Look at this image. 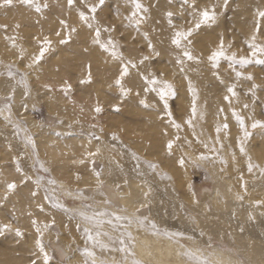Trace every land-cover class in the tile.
Instances as JSON below:
<instances>
[{
	"label": "rangeland",
	"instance_id": "rangeland-1",
	"mask_svg": "<svg viewBox=\"0 0 264 264\" xmlns=\"http://www.w3.org/2000/svg\"><path fill=\"white\" fill-rule=\"evenodd\" d=\"M156 1L139 0L143 7L136 10L133 0H104L102 5L99 0H73L71 4L64 0V13L56 17L53 8L58 0H33L32 4L13 0L11 5H3L0 0V44L5 41L12 49L10 53L0 51V80H12L23 90L17 102L13 92L0 94V251L22 258L24 264H136L121 245L123 237L130 241L126 224L131 220L144 226L142 230L167 237L179 252L177 259L185 262L255 264L230 242L234 231L226 235L202 221L212 224L219 219L211 200L205 198L214 194L213 171L222 175L229 173V164L233 167L230 174L239 185L234 194L238 201L244 200L249 190V175H264V159L260 161L252 152L264 143V127H252L255 121L264 122V64L256 62L264 60V53L258 52L253 57L249 46L253 35L255 43L264 46V32H261L264 22L258 14L249 16L255 21L252 22L254 28L249 33H241L235 24L241 0H227L226 5L225 0H166L170 6L160 11L153 22H148ZM92 6H96L95 12ZM72 7L76 9L78 22L70 17ZM123 8L126 22L116 19L117 12ZM204 9L215 12V21L196 28ZM81 13L87 21L81 19ZM168 13H172L171 17ZM49 16L57 20L54 28L40 23ZM219 19L226 34L220 36L217 43L206 45L207 48L197 44L194 39L207 34ZM81 23L91 29L90 38L98 49L118 64L114 71L108 69L112 87L108 91L109 98L100 99L92 91L96 75L85 57L89 46L79 43L76 50L69 45ZM189 28L193 29L191 36L182 40L179 47L175 45L172 42L175 33ZM25 29L30 30L29 33H25ZM97 29L99 43L95 42ZM45 37L51 44L43 57L34 62L45 46ZM142 38L156 44L165 40L167 52L149 47ZM221 39L225 57L214 66L209 57L219 48ZM120 45H130L136 54L122 52ZM185 50L190 51L194 59L184 56ZM81 53L85 58L73 60L80 64V69L76 64L74 68H61L66 58L74 59ZM233 54L237 60L247 57L251 62L234 63L227 59ZM47 66L55 71L43 82L38 81L36 74L43 73ZM125 66L127 74L121 77ZM167 68L175 70V74H169ZM131 72L138 75L136 85L127 83ZM206 72L213 81L202 79ZM197 78L206 89L215 81L223 86L217 90L215 98L209 96L203 100L206 105L213 104L208 136H204V129L198 123L200 86ZM117 79H121L120 85ZM152 80L156 83H151ZM164 82L170 83L175 93L165 97L167 108L159 95ZM32 85L34 89L38 87V91H33ZM121 87L127 90L126 94ZM229 87H234L235 95L228 92ZM183 89L185 103L180 95ZM131 99L149 111H124V103ZM213 99L216 102L213 103ZM52 102L57 103L54 108L50 107ZM98 106L99 112L96 111ZM154 115L162 123L161 133L169 136L164 149L174 155L181 169L183 186H176L167 169L145 153L151 140L143 139L139 128ZM237 115L243 118V127ZM229 116L238 124L235 146L222 141L223 136L229 135ZM120 122L132 129L126 131ZM245 131L250 135L245 137ZM44 132L53 137V143L56 139H71L68 146L73 144L72 147L79 150L78 157H69L68 170L62 175L54 169L50 153L41 150L39 135ZM169 141L172 142L170 150ZM223 143L228 145L230 158L225 157ZM61 152L63 156L69 155L67 149ZM262 152L264 154V147ZM106 161L115 167L110 181V172L104 166ZM127 165L147 174L149 180L143 178L140 183H145L158 199L153 211L151 203L147 202L130 212L102 192L107 186L117 192L126 191ZM12 183L15 188L9 189ZM148 190L143 193L145 197L151 195ZM263 200L264 196L259 197L256 205L263 206ZM23 202L26 207L21 209L19 204ZM249 216L256 222L252 211ZM244 230L245 226L240 225L239 231ZM45 253L49 257L47 261Z\"/></svg>",
	"mask_w": 264,
	"mask_h": 264
},
{
	"label": "bare ground",
	"instance_id": "bare-ground-1",
	"mask_svg": "<svg viewBox=\"0 0 264 264\" xmlns=\"http://www.w3.org/2000/svg\"><path fill=\"white\" fill-rule=\"evenodd\" d=\"M65 4L66 3L64 2V0H58V3L56 2L54 3L53 13H55L56 17L61 16L64 13L66 7ZM169 6L170 4L166 0H157L156 7L153 8L150 12V19L148 20V22H153L154 21L153 18L159 15L160 11L164 10ZM238 6L240 8L237 11L235 24L238 26V29L241 31V33L244 34L249 33L254 28L253 27L254 24L252 22H255L249 19V16L251 17L256 16L259 11H263L264 0H241ZM70 17L72 20L78 22V16L75 7H72L70 9ZM116 19L118 21L126 22V10L124 8L119 9L116 15ZM56 21H57L56 18L54 19L53 16H49L48 18L42 19L40 23L43 26L48 25L50 28H54V25L57 23ZM262 22H264V17H262ZM29 31L30 30L25 29V33H29ZM261 32L262 33L264 32V23ZM225 34H226V29L222 26V19H219V22H217L213 27L207 30V34L198 36L194 40H196V43L199 44L200 46L207 48L209 46L208 44L217 43L219 37L220 36L222 37ZM90 35H91V29L85 24L81 23L78 29L73 33L74 39L72 42H70L69 45L71 46V48H74L76 50L78 49L77 45L79 43L89 46V52L85 57L89 59L90 63L92 64V69L94 70V74L96 75L93 84L91 85L93 87L92 91H95V93L99 97H101L100 99L109 98L108 91L112 87H110L111 79H109L108 69H112L114 71L116 69V65L118 64L113 61V57H111L106 52H102L98 49V47L93 43L92 38H90ZM1 38L2 36H0V39ZM141 40L146 42L147 45L151 44V47L153 48L155 47V49H159L160 51H162V53H165L168 50V48L165 45V40H160L158 41L159 43L157 44L153 40L146 41V39L144 38H142ZM120 48L122 52L125 51L129 55L136 54L135 48H132L130 45L128 46L120 45ZM0 51L10 53L12 52V49L8 47L7 42L3 41V43L0 44ZM85 57L81 53L75 55L74 59L66 58L61 68L63 70L69 69L70 67L74 68L75 67L74 65L76 63H74L73 60L78 61ZM76 67L80 69L81 66L80 64L77 63ZM54 71H55L54 68H52L51 66H47L43 73L36 74V79L38 81L43 82L44 80H46L45 79L46 76L48 74L53 73ZM166 71H168L169 74L171 73L175 74V70L171 68H167ZM198 79L199 78H197V81ZM202 79L213 81V77H211L208 72L204 74ZM138 82L139 79L137 73L131 72L127 77V83L136 85L138 84ZM33 86L34 85H32V90L38 91L37 89L38 87L34 89ZM198 86H200V99L197 108V111L200 110L199 111L200 120L198 121V123L204 129V133H205L204 136H208L209 128H210L208 124L213 121L212 119L213 104L206 105L203 100L208 98L209 96L215 98L216 95L218 94L217 90L220 88L222 89L223 86L219 84L217 81H215L213 82L212 86L207 87L206 89L201 79L198 81ZM10 92L11 93L13 92L16 102L22 98L23 90H21V88L17 84H15L12 80H0V94H7ZM180 95L183 97L182 101L185 103L184 89L180 93ZM57 98H58L57 100L60 101L63 100L61 99V97H57ZM212 102L214 103L216 102V100L213 99ZM56 105L57 103L54 104L52 102L50 107L54 108ZM145 110L149 111V109L147 108L144 109L142 107H139L135 99H131L126 103H124V111L128 113H135L136 111H138L139 113H143L145 112ZM155 116L156 115H154V117L152 116L147 121L143 122L139 128L142 131L141 137H143V139L149 138L151 140L150 146L147 147V151L145 153L146 155H150V157L152 158L155 157V160L159 163V165L162 168L167 169L169 173L168 176L171 178L173 182H175L176 186H183L184 183L181 179L182 176L181 169L177 167L174 155L170 153H166L164 149V143L169 136L163 135L161 133L160 127L162 123L161 121H158L157 118H155ZM229 119H230L229 135L223 136L222 141L234 145L235 144L234 137L238 132V124L230 116ZM120 126L126 128V131H128V129H132L130 125L125 123H121ZM206 129L208 131H206ZM52 140L54 139L49 133L44 132L39 135L41 150L50 153L51 155L50 160L54 164V169L56 170L58 175H62L66 173L68 170L67 163L69 159H71L69 157L72 158L76 156L78 157L79 150H77L76 147L75 148L72 147L73 144H70V146H68L67 142L71 143L72 142L71 139L70 141L69 139H65V140L56 139L55 143H53ZM222 147L225 157L230 158L232 155L228 151L229 150L228 145H226V143H223ZM263 147H264V143H261L256 150L254 149L252 150L253 153L257 154L258 159L260 161L264 159V154L262 152ZM63 149H67V153L69 154L68 156H66L65 154L64 156L62 155L61 150ZM189 149L190 148H188V150ZM59 163H61L62 165H60ZM104 166H105V170L110 172L108 179L110 181L111 175L115 173L114 164H112V162L110 163V161L109 162L106 161ZM232 169L233 167L229 164L227 169V171L229 170V173H224L222 175H219V173L213 171L212 177L214 181V194L213 195L208 194L205 196V198L211 200L214 211L218 213L219 219L214 220L212 224H209L207 223L208 222L207 220H204V222L202 221V224L207 226L209 225L213 228H217L219 232L221 230L226 235H228L229 231H234L233 239L232 241L230 240V242L231 243L233 242L232 244L237 245L239 249L242 250L244 255H246V257L250 262L255 264H264V205L258 206L256 205L255 202L259 197L264 196V175L256 176V177L249 175L250 176L249 178H251V181L249 182L248 185L249 190H247L246 194L243 196L244 200L238 201L235 199L234 194L236 193V191H238L239 185H237L233 175L230 174V171ZM141 172L142 171L140 169L138 170L134 168L132 165L130 167L129 165H127L125 178L128 180V187L126 191L117 192L114 188L107 186L102 192L108 199L111 198L114 202L120 203L130 212L135 211L136 207L139 206L140 203L144 204L147 202L151 203L150 210L153 211L155 208V203H158V199L154 198L155 193L153 192L151 194V192L148 190L150 188L145 183H140V180H143V178L149 180L147 174ZM147 190L151 195L145 197V194L143 195V193L144 191L147 192ZM25 207H26L25 202L19 204V208L23 209ZM250 211L253 212V217H254L253 220H256V222L251 221L249 216ZM240 225L245 226V230L242 232L239 231ZM127 226L129 229L130 241L129 242L128 240L126 241V238L124 237L121 238V245L123 247V251L129 252L136 261L140 262V264H193L191 262H185V260H182L181 258L177 259L176 256L179 255V252L177 251L176 247L172 245V243L167 237H162L158 232H154V231L149 232L142 230L144 229L143 228L144 226H141L136 221L130 220V222L126 224V227ZM0 264H24V261L20 257L16 258L13 257V255L11 254L6 253L5 251H0ZM195 264H203V262H200L199 260L196 261ZM204 264H209V263H204Z\"/></svg>",
	"mask_w": 264,
	"mask_h": 264
},
{
	"label": "snow or ice",
	"instance_id": "snow-or-ice-1",
	"mask_svg": "<svg viewBox=\"0 0 264 264\" xmlns=\"http://www.w3.org/2000/svg\"><path fill=\"white\" fill-rule=\"evenodd\" d=\"M68 2H69V4H71L73 2V0H68ZM133 2L135 3L136 10H140L143 7L139 3V0H133ZM12 3H13V0H2V4L3 5H11ZM21 3H24V4H32L33 3V0H21ZM99 3L102 5L104 3V0H99ZM226 4H227V0H225V5ZM44 7H47V5L45 4ZM36 11L37 12L40 11V6L39 5L36 6ZM92 11L93 12L96 11V6H92ZM135 15H136V13L133 12V16H135ZM168 15H169V17H171L172 13H168ZM258 15L260 17H264V11H259L258 12ZM215 18H216V16H215V12L214 11L210 12L208 9H204L200 13V20L196 23L195 27L196 28H199L201 26V24H204V23H207V22H210V21L211 22H214L215 21ZM81 19L87 21V18L84 16L83 13H81ZM169 22L171 23V21H169ZM61 23L63 24L64 22L62 21ZM137 23H139V21H137ZM89 26L91 27V25H89ZM72 31H75V29H73ZM192 32H193V29L192 28H189L187 31H177L175 33V36H174V39H173L172 42L179 47L181 45V41L184 40V39H187L189 36H191ZM99 34H100L99 33V30L97 29V32H96L97 39L95 41L97 43H99V39H98ZM57 35H59V33H57ZM61 42L63 43L65 41L62 40ZM189 43H191V41H189ZM50 44H51V41L48 40L47 37H45L44 38V45L45 46L44 47H41L40 53H39L38 56L35 57L34 62L39 61L43 57L44 53L47 51V46L50 45ZM249 46L252 48V56L253 57H255L258 52L259 53H264V46H260V45H257L255 43V35H253V37H252V43H250ZM102 47L107 48V45H102ZM149 47H151V44L149 45ZM183 55L186 56L189 60L194 59V57L192 56L191 52L188 51V50H185L184 53H183ZM221 57H225V50H224L223 40L222 39H221L219 48L217 50H215V51L212 52V54L209 57V59L211 61H213L214 66H215L218 63V61H219V59ZM227 59L233 61L234 63H239L240 65H245V64H248V63L251 62V60L249 58H247V57H240L237 60L235 54H233L230 57H227ZM256 62L259 63V64H264V60H257ZM127 71H128L127 66H125L123 68V71L121 72V77H123L124 75H126L127 74ZM239 75H241V73H237V76H239ZM248 78L251 79L252 78L251 75H249ZM88 79L89 80L91 79V76L90 75H89ZM116 83L118 85H120L121 84V79H117L116 80ZM151 83H156V81L155 80H152ZM164 85L165 86L159 90V95H160V98L165 101V107L167 108L168 105H167V100L165 99V97L168 96V95H174L175 93H174L173 87H172V85L170 83L164 82ZM69 87H70V85H69ZM121 91L124 94H126V92H127V90H125L123 87H121ZM228 92L232 93V95H235L234 87H229L228 88ZM225 99H227V97H225ZM96 111L97 112L101 111V109L99 108V106L96 108ZM193 112H195V107H193ZM170 115H171V113H169V116ZM236 118H237V120L240 121L241 127H243V118L240 117V116H238V115H237ZM189 123H190V121H189ZM175 126L176 127H179V125H175ZM257 126L264 127V122H262V121H255L253 123L252 127L255 128ZM225 127H227V126L225 125ZM217 131H219V128L217 129ZM244 135H245V137H247V136L250 135V133H248L247 131H245ZM171 147H172V142L169 141V143H168L169 150L171 149ZM243 150H244V148H243V146H241V151H243ZM181 163H183V161H181ZM153 167H154V165H153ZM251 167H252V165L250 164L249 165V170H251ZM8 188L9 189L15 188V184L14 183L9 184L8 185ZM4 227L7 228V227H9V225H4ZM37 230L39 231V229H37ZM17 232L19 234V230H17ZM37 244H38V246H40V250L43 252V246L40 244V241L39 240L37 241ZM89 255H91V253H89ZM189 255H191V253H189ZM44 259H45V261H47L49 259L47 253H45ZM136 264H140V262L137 261Z\"/></svg>",
	"mask_w": 264,
	"mask_h": 264
}]
</instances>
